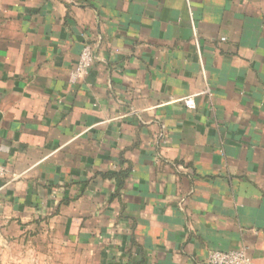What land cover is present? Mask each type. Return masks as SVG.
<instances>
[{"label": "crops", "instance_id": "crops-1", "mask_svg": "<svg viewBox=\"0 0 264 264\" xmlns=\"http://www.w3.org/2000/svg\"><path fill=\"white\" fill-rule=\"evenodd\" d=\"M0 167L6 264H264V0H0Z\"/></svg>", "mask_w": 264, "mask_h": 264}, {"label": "built area", "instance_id": "built-area-1", "mask_svg": "<svg viewBox=\"0 0 264 264\" xmlns=\"http://www.w3.org/2000/svg\"><path fill=\"white\" fill-rule=\"evenodd\" d=\"M94 54L89 45H84L79 53L77 63L70 73L69 80L75 84L81 80L91 68L94 62ZM194 95L186 96L178 100L188 109H194ZM4 171L0 167V178ZM208 264H254L245 249L230 251H212L207 257Z\"/></svg>", "mask_w": 264, "mask_h": 264}, {"label": "rangeland", "instance_id": "rangeland-1", "mask_svg": "<svg viewBox=\"0 0 264 264\" xmlns=\"http://www.w3.org/2000/svg\"><path fill=\"white\" fill-rule=\"evenodd\" d=\"M51 244V243H50ZM34 247H36V242L32 244ZM49 245V243H48ZM8 253V252H7ZM7 253L4 251L3 248H0V264H6L7 262ZM36 251L33 249L28 251L27 247L21 248V250L14 249L12 251H9V256L13 258L14 261H17V264H42V261H44V254L38 255L35 254ZM46 259L44 262H47L52 264L53 259H56V256L52 254L51 251H45ZM45 264V263H43Z\"/></svg>", "mask_w": 264, "mask_h": 264}]
</instances>
